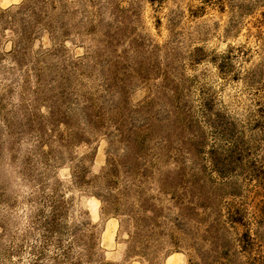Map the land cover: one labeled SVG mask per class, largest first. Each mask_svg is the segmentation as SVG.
Instances as JSON below:
<instances>
[{
  "label": "rangeland",
  "instance_id": "obj_1",
  "mask_svg": "<svg viewBox=\"0 0 264 264\" xmlns=\"http://www.w3.org/2000/svg\"><path fill=\"white\" fill-rule=\"evenodd\" d=\"M0 264H264V0H0Z\"/></svg>",
  "mask_w": 264,
  "mask_h": 264
},
{
  "label": "bare ground",
  "instance_id": "obj_2",
  "mask_svg": "<svg viewBox=\"0 0 264 264\" xmlns=\"http://www.w3.org/2000/svg\"><path fill=\"white\" fill-rule=\"evenodd\" d=\"M171 256H172V255L168 256L167 259H170ZM168 261H170V260H168Z\"/></svg>",
  "mask_w": 264,
  "mask_h": 264
}]
</instances>
